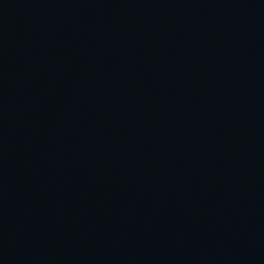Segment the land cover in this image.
<instances>
[{
	"label": "water",
	"instance_id": "1",
	"mask_svg": "<svg viewBox=\"0 0 264 264\" xmlns=\"http://www.w3.org/2000/svg\"><path fill=\"white\" fill-rule=\"evenodd\" d=\"M0 264H264V0H0Z\"/></svg>",
	"mask_w": 264,
	"mask_h": 264
}]
</instances>
